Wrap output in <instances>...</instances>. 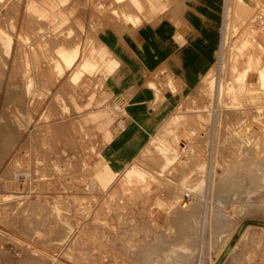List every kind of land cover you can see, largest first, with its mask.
Masks as SVG:
<instances>
[{
	"label": "rangeland",
	"instance_id": "rangeland-1",
	"mask_svg": "<svg viewBox=\"0 0 264 264\" xmlns=\"http://www.w3.org/2000/svg\"><path fill=\"white\" fill-rule=\"evenodd\" d=\"M250 2L240 29L264 22V0ZM223 5L214 8V77ZM189 12L201 14L186 0H0V193L8 195L0 197V264H152L143 250L156 243L160 259L171 245L192 246L170 264H214L236 225L219 264H264V76L257 48L247 45L249 57L239 52L244 80L227 79L234 93L217 105V117L228 122L215 137L212 178V117L188 121L214 104L202 76L176 89L169 75L151 73L146 85L156 118L138 124L127 108L134 92L110 87L117 72L106 65L112 55L99 42L104 31L133 33L166 18L183 35ZM221 72L232 75L226 67ZM161 141L170 144L171 160ZM127 167L136 172L122 174ZM222 172L233 179L223 185L231 186L219 204L229 224L218 242L206 200L209 179L217 182Z\"/></svg>",
	"mask_w": 264,
	"mask_h": 264
},
{
	"label": "crops",
	"instance_id": "crops-1",
	"mask_svg": "<svg viewBox=\"0 0 264 264\" xmlns=\"http://www.w3.org/2000/svg\"><path fill=\"white\" fill-rule=\"evenodd\" d=\"M186 4L187 9H200L201 14L189 12L183 17L187 27L183 35L178 31L182 27H175L171 20L163 18L157 26L143 24L133 33L104 31L99 38L116 60L117 74L111 77L110 87L118 94L127 90L134 92L127 108L131 120L137 124L156 118L153 116L156 113L154 93L146 85L151 73L157 72L159 78L169 75L176 89L191 88L214 62L218 44L214 8H221L224 0H205L200 5L186 0ZM175 103L169 97V104Z\"/></svg>",
	"mask_w": 264,
	"mask_h": 264
},
{
	"label": "bare ground",
	"instance_id": "bare-ground-1",
	"mask_svg": "<svg viewBox=\"0 0 264 264\" xmlns=\"http://www.w3.org/2000/svg\"><path fill=\"white\" fill-rule=\"evenodd\" d=\"M252 4H251L250 0H224L223 25H222V29H221L222 30V32H221L222 37L220 39V44H219L220 48H219V50H218L219 52L217 54L218 66H219L220 71L216 72L215 77H214V75H213L214 74L213 73L214 68L210 67V69H208V71H206L202 75V82H204L208 85L210 94H213L214 104H213V107H212L210 112L204 114L201 112V110H198L196 112V114H194L192 117H188L189 120L187 119L189 122H195V123L201 124L202 122L207 121L208 118L210 117V115L212 117V121L214 122V126H213V131H212L213 132V138H212V145H211V151H210L211 154H210V173H209V175L211 176V178L213 177V167L215 165L213 163V162H215V157H213L215 137L217 136L218 132H222V129L225 126V122L227 121L225 118L226 116H224V115L217 117V105H218V103L223 102L222 98H223L225 93H228V92L234 93V90L232 88L233 84L231 85L229 83H226L227 79L230 80L232 83H233V81L234 82H236V81L242 82L244 80V72H243V74L238 73L240 71V68H238L239 65L236 63V60H237V55H239V52L243 49L244 50L242 52H244L247 55L246 57H249V54L252 53V52H246L245 49H246L247 45H253L255 48H257V50H258V52L256 54L258 56L257 57L258 58L257 64L260 65L259 72H260L261 77L264 76V44H263V41H264V22L260 21V18H259V23H257L254 26L250 25L249 23L248 24L245 23V25L240 29V28H238V25H237V22L239 23L241 21V19H243L245 17L244 14L248 13L249 10L251 8H253L254 5H252ZM258 17H260V16H258ZM131 18L136 19V17H131ZM261 18H262V16H261ZM263 19L264 18H262V20ZM231 33L235 34L236 37L234 39H231V41H230L229 36ZM244 34H245L244 39H243V41L241 40L242 45H240L241 42H239L238 40ZM76 52H77V49H75L73 56L76 54ZM68 57H69V55L65 56V58H67V59H68ZM238 60H239V58H238ZM237 62H239V61H237ZM106 65H107L108 70H111L112 68H114L116 65L115 58H113V56H110L107 60ZM224 67H226V70H229L230 73L232 72L231 76L224 77L223 72H221V69ZM224 72H225V69H224ZM119 123H121V122H119ZM159 147L166 154V156L168 157L167 159L171 160L173 157H175L174 156L175 154L171 156L170 144L167 143L166 141H161L159 144ZM2 152H3V146H0V154ZM184 152H187V151L184 150ZM200 168L202 169L201 165H200ZM211 170H212V175H211ZM132 172L135 173L136 171L131 167H127L123 171L122 174L128 175ZM228 173H229V171H228ZM225 174H227V172L226 173L222 172L220 180H218L217 182L213 181V180L210 181V179H209V181H208L209 187L208 188H210V197H208V199L206 200V203H207L206 204V210H207L208 202L210 200L209 208H208L210 215H209V213L207 214V212L205 211V213L207 215H209L210 221H211L208 225V229L210 230V232L212 234V239L214 241H218V242L223 240V237L220 234L222 231L227 229L228 224H229L228 221L223 220V213L220 209V205L222 204V202L225 198L223 195L231 187V186L230 187L228 186L225 189L223 185H226L227 182H230L233 179V177L230 176V174H228V175H225ZM201 181L202 180H200V182ZM186 194H188V193L185 192L184 195H186ZM2 196L4 198H6L8 195L5 192H3V193H0V197H2ZM187 197L189 198V195H187ZM226 200H227V198H226ZM193 201L192 200L188 201V204L192 203ZM188 204L181 205V209L183 210V213L185 215L189 211L188 210ZM221 208H223V206ZM192 209L194 210L195 207L190 208V210H192ZM182 210H180V211H182ZM197 215H198V213H197ZM238 230H239V228L236 225V227L233 228L229 232L228 235H226V239L224 240L223 246L220 249L218 255H216L217 257H215L216 259L226 248H227V250H226L225 255L230 251L231 243L229 244V240L231 239L232 235L235 232H238ZM243 230H244V228H243ZM245 235H246V233L244 234V236ZM161 247H162L161 244L156 243V244H153L151 246L149 245L147 250H143L144 252H146V255H147V256L143 255V257L146 258L145 262H153L152 264H170L173 261L172 259L175 256H179V255L185 256V255H187V252L192 248V246L188 245V244L177 245V247L182 249L181 251H183V254L181 255V252L180 251L178 252V250L175 249L177 247L171 245L166 250L164 257L162 259H160L159 258L160 257L159 250L161 249ZM122 255H124L126 257L125 253ZM79 258L80 257H77V258L75 257L74 259L76 261H79V263H83ZM180 263L177 262V264H180Z\"/></svg>",
	"mask_w": 264,
	"mask_h": 264
},
{
	"label": "water",
	"instance_id": "water-1",
	"mask_svg": "<svg viewBox=\"0 0 264 264\" xmlns=\"http://www.w3.org/2000/svg\"><path fill=\"white\" fill-rule=\"evenodd\" d=\"M235 233H237V232H235ZM234 233V234H235ZM232 239H233V236L231 237V239L229 240V244L231 243V241H232ZM226 250H227V248L218 256V258L216 259V261L214 262V264H219L220 262H221V260H222V258H223V256L225 255V253H226Z\"/></svg>",
	"mask_w": 264,
	"mask_h": 264
}]
</instances>
